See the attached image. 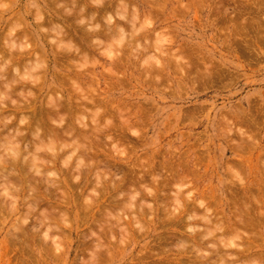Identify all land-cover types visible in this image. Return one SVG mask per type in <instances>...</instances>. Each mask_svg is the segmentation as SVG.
<instances>
[{
    "label": "rangeland",
    "instance_id": "obj_1",
    "mask_svg": "<svg viewBox=\"0 0 264 264\" xmlns=\"http://www.w3.org/2000/svg\"><path fill=\"white\" fill-rule=\"evenodd\" d=\"M0 81V264H264V0H0Z\"/></svg>",
    "mask_w": 264,
    "mask_h": 264
},
{
    "label": "bare ground",
    "instance_id": "obj_2",
    "mask_svg": "<svg viewBox=\"0 0 264 264\" xmlns=\"http://www.w3.org/2000/svg\"><path fill=\"white\" fill-rule=\"evenodd\" d=\"M71 2H73V1H71ZM111 3H112V2H111ZM73 4H74V2H73ZM76 4H77V3H76ZM76 4H74V6H77V8H78L79 5H76ZM84 5H85V4H84ZM80 6H81V5H80ZM104 6H105V7H104L103 10L106 9L107 5H104ZM108 6H109V7H110V6L112 7V5H110V4H108ZM83 7H84V6L82 5V8H83ZM101 7L103 8V6H101ZM85 9H86V7L83 9V12H84ZM89 9H90V8H89ZM94 9H95V8H94ZM79 11H80V10H79ZM71 12H72V10H71ZM71 12H70V13H71ZM73 12H74V11H73ZM79 13H80V12H79ZM81 13H82V12H81ZM88 13H89V12H88ZM39 15H41V14H39ZM77 15H79V14H77V12H76V15H74V16L77 17ZM80 15H81V14H80ZM80 15H79V16H80ZM92 15H93V14H92ZM92 15H91V16H92ZM81 17H82V15H81ZM83 17H84V16H83ZM86 17H88V16H86ZM6 81H7V80H6ZM22 81H23V80H22ZM0 82H1V84H2V81H0ZM7 84H8V83H7ZM2 86H3V85H2ZM10 86H11V85H10ZM16 86H18V85L16 84ZM16 86H15V87H16ZM5 87H7V85H6ZM20 87H21V86H20ZM8 90H9V89H8ZM9 91H10V90H9ZM9 91H7V92H9ZM11 91H14V90H11ZM11 91H10V92H11ZM7 92H5V93H7ZM8 95H9V94H8ZM2 96H3V95H2ZM10 97H12V98H11V99H8V100H10V101L13 102V100H12V99H13V96L10 95ZM0 98H2V97L0 96ZM6 98H7V97H6ZM6 98H5V99H6ZM8 102H9V101H8ZM12 102H11V103H12ZM16 102H19V101H15V103H16ZM4 103H5V102H4ZM9 103H10V102H9ZM2 104H3V103H2ZM16 104H17V103H16ZM16 104H15V105H16ZM18 104H19V103H18ZM3 105H4V104H3ZM5 107H6V106H5ZM0 110H1V108H0ZM6 112H7V111H6ZM9 112H10V111H9ZM3 115H4V114H3ZM13 116H15V115L13 114ZM52 116H53V115H52ZM2 117H3V116H2ZM11 117H12V116H11ZM0 118H1V117H0ZM45 118H46V117H45ZM51 118H52V117H51ZM1 119H2V118H1ZM3 119H4V118H3ZM6 119H7V118H6ZM47 119H48V118H47ZM11 125H12L11 122H7V121H5V120L0 121V136H1L5 131H7L8 129H10V128H11ZM49 127H50V126H49ZM26 128H27V127H26ZM31 128H32V127H31ZM37 128H38V126H37ZM39 128H41V124L39 125ZM35 129H36V128H35ZM36 130H37V129H36ZM48 130H51V129L48 128ZM18 131H20L19 128H18ZM30 131H32V130H30ZM34 132H37V131H34ZM5 133H6V132H5ZM5 133H4V134H5ZM16 133H18V132H16ZM32 133H33V131H32ZM8 134H9V133H8ZM8 134H7V135H8ZM10 134H12V133H10ZM23 134H24V133H23ZM35 134H36V133H35ZM47 134H48V132H47ZM13 135H17V134H15V133L12 134V137H13V140H14V137H15V136H13ZM48 135H49V134H48ZM52 135H53V134H52ZM9 136H11V135H9ZM9 136H8V138H9ZM33 136H35V135H33ZM4 137H5V136H4ZM16 137L19 138V136H16ZM24 137H25V136H24ZM36 137H37V136H36ZM59 137H60V136H59ZM59 137H58V138H59ZM76 137H77V136H76ZM6 138H7V136H6ZM28 138H29V137L27 136V139H28ZM10 139H12V138H10ZM59 139H60V138H59ZM16 140H17V138L14 140V142H13L14 144H15ZM28 140H29V139H28ZM38 140H39V139H38ZM0 141H1V139H0ZM9 141H11V140H9ZM39 141H40V140H39ZM2 142H3V140H2ZM2 142H1V144H3ZM4 142L6 143V140H4ZM17 142L20 143V141H18V140H17ZM29 142H30V141H29ZM34 142H35V140H34ZM76 142H77V144H78V141H77V140H76ZM7 143H8V142H7ZM10 143H11V142H10ZM13 143H12V144H13ZM23 143H24V142H23ZM36 143H42V142L40 141V142H36ZM20 144H21V143H20ZM26 144H27V143H26ZM28 144H29V143H28ZM64 144H68V145H69L68 142H66V143H64ZM9 145H10V148H11L12 145H11V144H9ZM36 145H38V144H36ZM48 145H49V144H48ZM2 146H5V144H4V145H1L0 148H1ZM26 146L28 147L29 145H26ZM30 146H31V145H30ZM30 146H29V147H30ZM41 146H43V145H40V147H41ZM44 146H45V145H44ZM49 146H50V145H49ZM5 147H7V145H6ZM13 147H14V146H13ZM16 147H17V146H16ZM16 147H14V150L16 149ZM37 147H38V146H37ZM69 147H71V146H69ZM7 148H9V146H8ZM7 148H5V149H7ZM24 148H26V147H24ZM41 148H42V147H41ZM80 148H81V147H80ZM5 149H4V147H3V150H5ZM11 149H12V148H11ZM11 149H10V150H11ZM67 149H68V148H67ZM73 149H74V148H73ZM1 150H2V148H1ZM17 150H19V149H17ZM25 150H27V149H25ZM30 150H31V148H30ZM30 150H29V151H30ZM5 151H7V150H5ZM12 151H13V150H12ZM31 151H32V150H31ZM31 151L28 152V153L30 154ZM34 151H37V150H34ZM8 152H9V151H8ZM17 152H18V151H17ZM19 153H20V151H19ZM46 153H47V152H46ZM66 153H67V152H66ZM75 153H76V152H75ZM11 154H13V153H11ZM25 154H27V153H25ZM53 154H54V153H53ZM56 154H57V153H56ZM13 155H14V154H13ZM33 155L35 156V153H33ZM33 155H32V156H33ZM11 156H12V155H11ZM77 156H78V155H77ZM14 157H15V155H14ZM18 157H19V156H18ZM26 157H28V156H26ZM30 157H31V155H30ZM30 157H29V158H30ZM54 157H55V155H54ZM79 157L81 158V156H79ZM0 158H2V157H0ZM16 158H17V157H16ZM38 158H40L39 155H38ZM22 160H23V158H22ZM28 160H29V159H28ZM34 160H36V159H34ZM39 160H40V159H39ZM78 160H79V158H78ZM78 160H77V161H78ZM1 161H2V160H1ZM16 161H17V160H16ZM30 161H31V160H30ZM32 161H33V160H32ZM57 161H58V160H57ZM35 162H36V161H35ZM51 162H52V161H51ZM5 163H6V161H5ZM56 163H57V162H56ZM78 163H79V162H78ZM80 163H81V162H80ZM14 164H15V163H14ZM22 164H23V163H22ZM23 165H24V164H23ZM30 165L33 166V164H30ZM2 166H3V165H2ZM21 166H22V165H21ZM28 166H29V164H28ZM38 166H39V165H38ZM41 166H42V165H41ZM23 168H24V167H23ZM34 168H35V167L33 166V169H34ZM43 168H44V167H43ZM21 169H22V167H21ZM30 169H31V168H30ZM39 169H40V168H39ZM53 169H54V168H53ZM35 170H37V169L35 168ZM40 170H42V169H40ZM15 171H16V170H15ZM23 171H24V170H23ZM46 171H48V170H46ZM24 172H26V170H25ZM37 172H38V170H37ZM44 172H45V171H44ZM49 172H50V171H49ZM49 172H47L46 175H47ZM21 173H22V172H21ZM26 173H27V172H26ZM35 173H36V171H35ZM39 173H41V172L39 171ZM50 173H51V172H50ZM27 174H28V173H27ZM41 174H42V173H41ZM23 175L25 176L26 174L24 173ZM42 175H43V174H42ZM39 176L42 177L41 175H39ZM2 177H3V176H1L0 179H3ZM9 177H10V176H9ZM43 177H44V179H45V176H43ZM43 177H42V178H43ZM47 177H49V176H47ZM47 177H46V179H47ZM42 178H41V179H42ZM28 179H29V178H28ZM28 179H27V180H28ZM10 180H11V179H10ZM29 180H30V179H29ZM47 180H48V179H47ZM48 181H49V180H48ZM50 181H51V179H50ZM26 182H27V181H26ZM29 182H30V181H29ZM29 182H28V183H29ZM133 196H134V195H133ZM191 210H192V209H191ZM121 225H122V224H121ZM208 231H209V230H208ZM211 232H212V231H211ZM207 233H208V232H207ZM208 234H209V233H208ZM200 257H201V256H200ZM201 258H202V257H201ZM210 258H211V257H210ZM196 259H197V258H196Z\"/></svg>",
    "mask_w": 264,
    "mask_h": 264
}]
</instances>
